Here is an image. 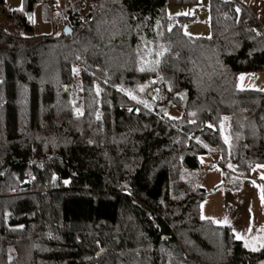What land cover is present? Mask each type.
<instances>
[{
  "label": "trees",
  "instance_id": "trees-1",
  "mask_svg": "<svg viewBox=\"0 0 264 264\" xmlns=\"http://www.w3.org/2000/svg\"><path fill=\"white\" fill-rule=\"evenodd\" d=\"M25 1L0 0V264H264L184 177L264 165V90L237 84L264 71L254 14L210 0L201 38L167 15L198 0ZM43 2L69 33L34 34Z\"/></svg>",
  "mask_w": 264,
  "mask_h": 264
},
{
  "label": "rangeland",
  "instance_id": "rangeland-1",
  "mask_svg": "<svg viewBox=\"0 0 264 264\" xmlns=\"http://www.w3.org/2000/svg\"><path fill=\"white\" fill-rule=\"evenodd\" d=\"M248 6L251 0H241ZM23 8L26 11L25 0H4L7 12ZM66 11V4L61 8ZM51 5L40 3L32 12L29 22L34 27V34L47 35L52 32V22L56 21L54 14L51 18ZM65 12L57 11L56 16H63ZM167 15L171 18L189 17L184 23V31L191 37L209 38L210 28V0H198L191 6H169ZM5 22L1 17L0 24ZM64 28L63 21L61 22ZM238 87L246 90H264V71L258 73H244L238 76ZM69 90V89H68ZM182 112L175 107L167 112L169 118L178 119ZM215 156H200L201 168L195 172H186L184 177L192 178L196 184L206 190L205 198L200 205V218L209 220L220 227L230 229L234 237L242 241L250 251L264 248V165H257L247 177L240 180L238 186L230 187L225 184L224 171L221 166H214ZM236 184V183H235Z\"/></svg>",
  "mask_w": 264,
  "mask_h": 264
},
{
  "label": "crops",
  "instance_id": "crops-1",
  "mask_svg": "<svg viewBox=\"0 0 264 264\" xmlns=\"http://www.w3.org/2000/svg\"><path fill=\"white\" fill-rule=\"evenodd\" d=\"M246 7L254 14V16L264 26V0H251L250 4Z\"/></svg>",
  "mask_w": 264,
  "mask_h": 264
},
{
  "label": "built area",
  "instance_id": "built-area-1",
  "mask_svg": "<svg viewBox=\"0 0 264 264\" xmlns=\"http://www.w3.org/2000/svg\"><path fill=\"white\" fill-rule=\"evenodd\" d=\"M52 17H54V16H52ZM61 31H62L61 23L58 20L53 21L52 22V33L58 34V33H61ZM215 165H219V163L217 161H215Z\"/></svg>",
  "mask_w": 264,
  "mask_h": 264
},
{
  "label": "snow or ice",
  "instance_id": "snow-or-ice-1",
  "mask_svg": "<svg viewBox=\"0 0 264 264\" xmlns=\"http://www.w3.org/2000/svg\"><path fill=\"white\" fill-rule=\"evenodd\" d=\"M23 10V8H22V6H21V8H19V9H13V11H22ZM238 11V10H237Z\"/></svg>",
  "mask_w": 264,
  "mask_h": 264
},
{
  "label": "water",
  "instance_id": "water-1",
  "mask_svg": "<svg viewBox=\"0 0 264 264\" xmlns=\"http://www.w3.org/2000/svg\"><path fill=\"white\" fill-rule=\"evenodd\" d=\"M64 31H65L66 33H69L70 30H69L68 27H65V28H64Z\"/></svg>",
  "mask_w": 264,
  "mask_h": 264
}]
</instances>
